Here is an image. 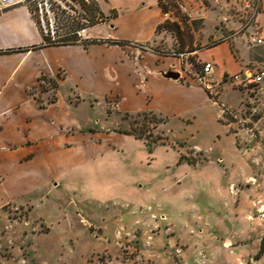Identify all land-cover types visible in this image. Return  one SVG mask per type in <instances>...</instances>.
<instances>
[{
	"label": "rangeland",
	"instance_id": "1",
	"mask_svg": "<svg viewBox=\"0 0 264 264\" xmlns=\"http://www.w3.org/2000/svg\"><path fill=\"white\" fill-rule=\"evenodd\" d=\"M163 1L169 3V18L180 22L183 34L178 38L162 30L153 41L133 44L135 58L150 52L159 61L168 59L171 64L161 73L178 72L182 81L201 86L207 99L175 116L174 104L166 100L168 89L156 85L154 103L148 105L170 112L167 121L154 127L153 120L164 116L159 112L156 117L145 116L146 111L126 115L118 110L117 97L105 93L123 85L121 104L142 109L145 89L135 90V80L108 60L101 47L73 54L74 63L60 87H54V78L41 75L32 95L47 105L58 94L57 113L65 122L108 139L106 133L132 126L140 130L146 124L152 129L150 139L162 135L167 144L156 146L150 155L140 142L122 138L118 131L112 141L91 147V155L84 158L88 144L80 143L77 135L73 151L56 150L49 159L39 154L18 167L5 161L1 168L8 176L0 199L26 191L0 211V264H264V252L262 261L255 258L264 241V83L239 87L228 75L219 80L214 73L209 86L193 80L204 62L199 51L207 47L202 40L206 23L198 13L203 8L209 14L216 10L217 26L222 16L241 21L242 2ZM180 2L190 17L181 11ZM20 3L29 6L38 28L40 21L41 30L53 39L78 35L70 41L75 44L101 40L84 36L91 15L82 4L96 7L94 0ZM262 4L263 0L259 12ZM94 12L98 19V10ZM37 37L30 34L28 40ZM231 49L236 54L234 44ZM181 51L190 53L179 61ZM48 54L54 60L71 58L59 50ZM150 72L145 68V75ZM179 152L184 158L176 164ZM180 163L183 167H177ZM38 175L53 179L39 180L35 191L30 187L38 184ZM131 180L145 184V193L136 195L142 202L121 197Z\"/></svg>",
	"mask_w": 264,
	"mask_h": 264
},
{
	"label": "crops",
	"instance_id": "2",
	"mask_svg": "<svg viewBox=\"0 0 264 264\" xmlns=\"http://www.w3.org/2000/svg\"><path fill=\"white\" fill-rule=\"evenodd\" d=\"M95 2L106 15L114 10L116 16L109 17L104 22L88 26L84 29V36L88 38L126 40L130 41L129 44L113 45L106 42H97L87 45L78 43L34 48V46H40L43 43V35L29 6L25 3H18L4 9L1 13L0 188L8 176V173L1 168L5 161H11L18 167L23 163L33 161L39 154H43L49 159L50 153L53 151H73L76 149L74 141L77 140V135L81 137L79 138L80 143L88 144L85 146V150L87 149V153L84 154L85 158L91 155V147L95 145L99 147L103 140L112 141V136H118L117 131L116 133H110V135L106 133L107 136H110L109 139L108 137L101 138L97 134H93L96 132L93 129L85 132L82 130L83 127L77 126L74 122L70 124L59 118L58 107L56 106L59 100L58 94H56V100L49 102L47 105H41L32 95L31 89L36 87L41 75L54 78L60 87L68 73L69 65L74 63L72 56L75 53L89 54L94 48H103L107 54V59L118 63L122 70L127 71L129 79L132 82L135 80L133 83L135 90L138 87L145 89L143 100L146 105L142 109H131L121 104L124 99L121 91L123 85L106 92L105 96L117 97V107L120 112L154 111L168 116L167 113L170 112L148 105L150 102L154 103L155 94L152 88L156 85L168 89L166 100L171 101V105L174 104L172 106L175 108V116H182V111L186 107L207 99V93L201 86L182 81L180 77L172 79L161 73L162 69L168 68V65L171 64L168 59L159 61L158 56L150 52H144V57L141 59L136 60L135 58L133 44L153 41L159 36L157 26L170 17L160 6L159 0H95ZM262 6L261 12L257 15V25L260 29V35L264 36V0ZM215 12L216 10H213V13L209 14L203 8L198 13L199 19L206 23L202 40L207 46L199 51V58L203 61L213 62L215 77L223 80L225 76L238 71L253 68V66L254 69L258 68L257 66H264V44H250L245 32L239 31L241 25L239 20L223 22L224 16H222L218 21L220 25L217 26L215 24L217 19L213 15ZM104 29L110 32L104 33ZM249 30H252V28ZM30 34H37L38 37L34 40H28ZM211 38H214L213 42H210ZM219 39H221L220 42H218ZM231 44L236 46L237 55L231 49ZM221 46H225V48L222 49ZM49 50L67 52L66 55L71 56V58L54 60L48 54ZM187 52L189 55L190 52ZM176 59L181 61L178 56H176ZM95 64L99 65L97 61ZM145 68L151 70L150 74L145 75ZM61 70L64 71L65 76L60 78L58 73ZM193 80L197 83L196 77ZM28 109L33 110L35 113L29 112ZM62 114H66V112L63 110ZM39 128L42 130L40 133ZM80 132L83 135H80ZM85 133L88 134L85 135ZM121 134L120 137L122 138H133L134 141L140 142L141 147L144 146L150 155H153L157 148L150 152L142 139H138L131 134ZM180 156L179 152L176 164L179 163ZM180 164L177 167H183L184 164H181V166ZM34 179L38 184L32 185L30 189L37 191L39 180L45 179L44 181L47 183L51 182L53 177L42 176L39 178L38 175ZM140 181L133 180L124 187L121 197L127 200L130 199L132 202H142L141 199L136 198V195L139 196L145 193V184L139 183ZM164 181L169 183L167 178ZM25 191L24 188L18 196L9 195L0 199V211L7 203L13 202L15 198L24 195L22 193H25ZM260 261H262L261 257L258 258V262Z\"/></svg>",
	"mask_w": 264,
	"mask_h": 264
},
{
	"label": "trees",
	"instance_id": "3",
	"mask_svg": "<svg viewBox=\"0 0 264 264\" xmlns=\"http://www.w3.org/2000/svg\"><path fill=\"white\" fill-rule=\"evenodd\" d=\"M159 4H160V6L162 7V9L165 12H168V10H169V5L168 4L169 3H165L163 0H159ZM82 6H83V8L85 10L89 11L90 12V15H91V17L89 18V24H88V26H92V25H95L97 23L104 22L109 17L116 16V11H114V10L109 15H106L102 10L99 9L98 6L94 7L92 5H85V4H82ZM94 9H97L98 10V13H99L98 19L95 18ZM39 30L41 31V33L43 35V43L40 46H34V48H38V47H41V46H49V45L75 44L76 42H70V41L71 40H76L78 38V35H76L74 37H67V36L66 37H61V38H58L57 40L56 39H53L51 36L45 34L41 30L40 21H39ZM162 30H170V31L174 32L175 35L178 38H181V36L183 34L182 25L180 24V22L178 20H171L170 18H167L163 23H161V24H159L157 26V33H160ZM97 42H106L108 44H113V45H115V44L123 45V44H126V43L127 44L130 43V41H126V40L108 38V39H101V40L84 41V42H82V44L87 45V44L97 43ZM138 44H141V43H138ZM21 50H26V49H21ZM53 82H54L53 83L54 84V87L55 88L58 87L57 81L53 80ZM56 98H57V96L55 95L54 97H52L49 100V102H54L56 100ZM38 102H39V100H38ZM129 114L130 113H126V115H129ZM143 114L145 116H147V114H152V115H154V117L157 116V114L154 111H146ZM167 119H168V117L166 115H164V116H162L160 118V121L153 120L154 121V127H156L159 122L167 121ZM118 131L119 132H122V133H125V134L134 135L136 138L144 140L150 152L153 151V149L156 146H158V145H165V144H167L166 141L164 140L165 139L164 136H162V135H157L156 137H153L152 139H150L149 137H152L153 136L152 135V129L149 128V126L146 125V124H143L142 125V128L140 130H137L136 127L132 126L131 129H118ZM182 158H184L183 155L180 156L179 162L182 161ZM187 162L188 163H192L193 161L187 160ZM263 252H264V241L262 240L261 241L260 249L256 253L255 258L256 259L260 258Z\"/></svg>",
	"mask_w": 264,
	"mask_h": 264
},
{
	"label": "built area",
	"instance_id": "4",
	"mask_svg": "<svg viewBox=\"0 0 264 264\" xmlns=\"http://www.w3.org/2000/svg\"><path fill=\"white\" fill-rule=\"evenodd\" d=\"M25 0H0V15L4 9L24 2ZM37 2L39 5V0H31ZM242 2V19L239 31L245 32L248 42L250 44H264V36L260 35V29L257 25V15L259 13L261 0H241ZM179 7L183 13L188 17L191 13L187 6L180 2ZM223 22L228 21V17H223ZM252 28V30H249ZM181 59L188 57L187 51H181L178 53ZM214 71V64L212 61H204L200 73H197L196 81L199 84L209 86L208 79L209 76ZM228 81L239 87H248L250 85H259L264 83V68H249L245 70L238 71L228 76Z\"/></svg>",
	"mask_w": 264,
	"mask_h": 264
},
{
	"label": "water",
	"instance_id": "5",
	"mask_svg": "<svg viewBox=\"0 0 264 264\" xmlns=\"http://www.w3.org/2000/svg\"><path fill=\"white\" fill-rule=\"evenodd\" d=\"M163 75L173 79H178L180 77L179 73L174 71L165 72Z\"/></svg>",
	"mask_w": 264,
	"mask_h": 264
}]
</instances>
